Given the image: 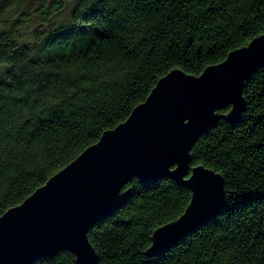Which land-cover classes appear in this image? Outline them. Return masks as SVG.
<instances>
[{
    "label": "trees",
    "instance_id": "16d2710c",
    "mask_svg": "<svg viewBox=\"0 0 264 264\" xmlns=\"http://www.w3.org/2000/svg\"><path fill=\"white\" fill-rule=\"evenodd\" d=\"M23 0H0L6 8ZM44 24L65 0H39ZM71 24L48 25V54L17 43L23 19L0 20V217L124 122L171 70L199 76L264 34V0H77ZM238 120L223 117L197 139L191 166L224 179L225 209L164 253L148 257L158 227L179 218L189 189L164 177L132 179L125 204L87 238L96 264H264V66L244 84ZM33 264H76L72 253Z\"/></svg>",
    "mask_w": 264,
    "mask_h": 264
},
{
    "label": "water",
    "instance_id": "95a60500",
    "mask_svg": "<svg viewBox=\"0 0 264 264\" xmlns=\"http://www.w3.org/2000/svg\"><path fill=\"white\" fill-rule=\"evenodd\" d=\"M264 66V34L195 77L175 69L161 77L128 118L0 217V264H33L62 251L76 264H96L89 230L129 198L124 187L168 177L187 187L183 214L153 231L148 257L177 245L226 207L223 177L191 166L197 139L245 108V82Z\"/></svg>",
    "mask_w": 264,
    "mask_h": 264
},
{
    "label": "rangeland",
    "instance_id": "374dc122",
    "mask_svg": "<svg viewBox=\"0 0 264 264\" xmlns=\"http://www.w3.org/2000/svg\"><path fill=\"white\" fill-rule=\"evenodd\" d=\"M65 8L58 14L50 17L44 24L41 21L40 17H37V10L40 7V1L39 0H23L21 2H14L10 6L6 8L7 15L3 16V18H0V20H13L22 18L23 22L22 24L18 25V39L16 40L18 45L24 46L29 44L30 42H33L34 38V44L38 45V50L36 51L35 48H31L32 52V59L38 60L41 57L48 54L49 49L42 48V45L44 43L45 38L47 36H41L34 37V33L36 30H42L48 27V25H59V26H68L71 24V15H70V9L75 3V6L77 4V0H65L63 1ZM2 16V15H0ZM8 27H4L3 25H0V32H5L8 30ZM46 30V29H45ZM30 45V44H29ZM10 67L6 65H0V83L7 81V72L9 71Z\"/></svg>",
    "mask_w": 264,
    "mask_h": 264
}]
</instances>
